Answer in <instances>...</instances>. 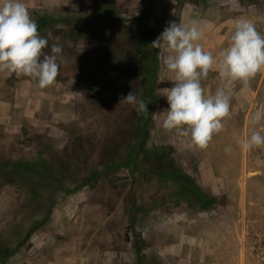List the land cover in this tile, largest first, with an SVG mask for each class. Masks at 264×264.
<instances>
[{
  "label": "rangeland",
  "instance_id": "rangeland-1",
  "mask_svg": "<svg viewBox=\"0 0 264 264\" xmlns=\"http://www.w3.org/2000/svg\"><path fill=\"white\" fill-rule=\"evenodd\" d=\"M24 2L44 51L63 52L45 89L0 72V264H264V147L237 143L264 134L250 124L264 72L233 85L224 129L199 150L163 128L173 74L142 37L197 18L218 54L238 17L264 34V0ZM220 86L215 71L202 81L206 95ZM129 92L147 113L119 104Z\"/></svg>",
  "mask_w": 264,
  "mask_h": 264
},
{
  "label": "clouds",
  "instance_id": "clouds-1",
  "mask_svg": "<svg viewBox=\"0 0 264 264\" xmlns=\"http://www.w3.org/2000/svg\"><path fill=\"white\" fill-rule=\"evenodd\" d=\"M209 27L197 18L169 22L150 45L167 53L163 64L173 74V86L164 89L169 107L162 112V126L199 150L207 149L214 135L224 129L223 121L231 114L233 85L239 82L248 89L256 75L264 72V34L251 20L238 17L233 21L228 46L218 54L199 43ZM46 47L48 40L40 35L24 0H0V72L30 78L40 89L53 85L59 76L63 49L54 43L48 53ZM210 71L218 73L222 86L206 95L202 81ZM121 103L133 105L137 115L148 112V103L138 100L133 92L122 96ZM262 121L264 109L252 115L250 124ZM237 143L243 151L261 148L264 134L254 127ZM232 150L231 145L224 149L226 153Z\"/></svg>",
  "mask_w": 264,
  "mask_h": 264
},
{
  "label": "trees",
  "instance_id": "trees-1",
  "mask_svg": "<svg viewBox=\"0 0 264 264\" xmlns=\"http://www.w3.org/2000/svg\"><path fill=\"white\" fill-rule=\"evenodd\" d=\"M151 31H152V30H151L150 27H148L147 25H144V26H143V33H142L143 41H144V40H147V38H149L148 41L153 42V41L156 39V38H153V37H147V36H146L147 33H148V32H151ZM145 36H146V37H145ZM150 36H153V33H151ZM144 38H145V39H144ZM154 50H155V48H154ZM152 62H153V65L156 66V62H157L156 59H153ZM145 68H146V66L143 67L142 72H145ZM151 80H152L153 82L156 80V76H155V74H152V75H151Z\"/></svg>",
  "mask_w": 264,
  "mask_h": 264
}]
</instances>
